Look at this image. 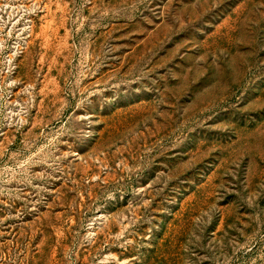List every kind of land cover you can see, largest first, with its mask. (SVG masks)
Wrapping results in <instances>:
<instances>
[{
  "label": "rangeland",
  "instance_id": "rangeland-1",
  "mask_svg": "<svg viewBox=\"0 0 264 264\" xmlns=\"http://www.w3.org/2000/svg\"><path fill=\"white\" fill-rule=\"evenodd\" d=\"M0 264H264V0H0Z\"/></svg>",
  "mask_w": 264,
  "mask_h": 264
}]
</instances>
